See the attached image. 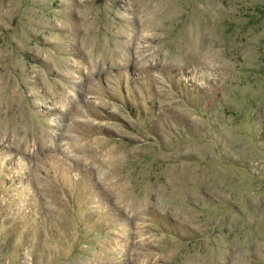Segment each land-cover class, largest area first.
<instances>
[{"label": "rangeland", "instance_id": "1", "mask_svg": "<svg viewBox=\"0 0 264 264\" xmlns=\"http://www.w3.org/2000/svg\"><path fill=\"white\" fill-rule=\"evenodd\" d=\"M0 264H264V0H0Z\"/></svg>", "mask_w": 264, "mask_h": 264}]
</instances>
